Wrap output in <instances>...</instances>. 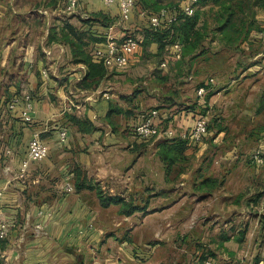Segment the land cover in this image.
<instances>
[{
	"label": "crops",
	"instance_id": "obj_1",
	"mask_svg": "<svg viewBox=\"0 0 264 264\" xmlns=\"http://www.w3.org/2000/svg\"><path fill=\"white\" fill-rule=\"evenodd\" d=\"M133 10L130 19L121 22L117 5H105L103 0H85L75 13L65 12L64 4L56 0H0V124L3 132L7 131L5 135L1 132L0 139H6L12 150V157L0 168V187L4 189L0 219L9 225L8 236L0 240V264H141L134 253L142 251L146 252L145 264H166L164 244L160 242L170 231L166 227L173 224L185 231L186 206L194 199L188 186L195 184L197 188L202 179L211 177L206 175L207 165L197 163L207 144L187 142L182 159L171 165L161 160L159 151L169 138L191 129L194 119L207 108L206 92L213 90L215 82L212 76L198 79L195 99L188 93L187 84L167 87L166 78L162 77L166 74L165 67L175 63L173 71L178 73L182 68L181 52L176 58L174 44L168 45L164 48L167 53L159 58L158 44L152 41L148 45L154 56L139 54L143 40L146 41L143 29L149 25L147 18L139 14L138 5ZM94 17H105L112 23L106 27L94 21ZM256 18L260 29L253 31L248 43L241 45L242 52L232 54L234 63L231 56H223L224 62L229 63L224 73H240L241 78L247 72L262 74L263 12L258 11ZM72 29L96 38L85 46V52L97 63L100 62L94 51L104 48L108 31L116 39L138 31L141 45L131 56L128 68L116 70L104 66L106 74L98 86L81 89L79 82L86 66L75 62L74 46L64 40L66 36L73 37ZM211 45L214 52L219 50L217 41ZM218 52L210 54L208 61L198 60L197 75L190 76L193 81L204 72L214 73L210 62L228 53ZM159 59L157 66L155 61ZM230 62L234 64L232 67ZM209 78L213 82L209 83ZM201 85H205L206 91L199 97L197 89ZM22 93H28L33 102L32 120L28 124L20 117L21 104L13 111L7 109L11 97ZM151 109L158 110L162 129L174 131L172 137L162 134L141 139L133 134L138 115ZM66 113L88 120L94 129L80 132L69 121L59 124L67 121L65 117L61 120ZM63 129L67 131V140L60 143L58 133ZM35 133L49 146L48 156L30 162L25 177L19 179L20 162ZM260 135L256 149H264V122ZM251 155L249 159L256 170L250 181L257 182L255 188L259 192L264 164H255ZM215 170L222 169H214L217 174ZM77 177L83 183L79 190ZM242 179L246 181L245 177ZM65 183L72 184L74 190L63 191ZM89 185L100 187L107 195H120L141 210L124 215L119 213L118 205L102 207L95 192L86 188ZM141 193L145 196L140 197ZM191 210L195 208H190L189 213ZM26 222L28 228H24ZM38 222L42 230L35 233L33 226ZM248 234L238 228L223 234L220 242L231 251L228 255L229 259L234 257L233 262L239 259V264H246L248 250L241 255L234 243L238 247L243 245L246 242L243 236ZM146 236L161 238L145 245Z\"/></svg>",
	"mask_w": 264,
	"mask_h": 264
},
{
	"label": "rangeland",
	"instance_id": "obj_2",
	"mask_svg": "<svg viewBox=\"0 0 264 264\" xmlns=\"http://www.w3.org/2000/svg\"><path fill=\"white\" fill-rule=\"evenodd\" d=\"M137 32L133 31L130 36L132 35L136 39L141 37ZM143 32H145V28ZM151 51L149 45L144 42L138 53L145 52V57L154 56ZM166 53L164 49L158 54L159 58ZM232 54L237 53L231 50L222 54L219 59L211 61L210 65L212 64L214 73L205 75L204 72L198 78L196 77L195 81L191 77L194 78L196 73L193 71H197L196 64L198 65L200 62L197 61L193 68L189 69L186 63L187 59L184 60L178 73L173 71L175 63L168 64L165 67L166 74L162 76L166 78L167 87L170 88L173 85L187 84L186 89L189 94L193 95L191 97L193 99L196 97L197 80L206 76L214 78L215 85L211 90L212 96L208 100L207 108L203 111V116L209 123V130L200 141L207 144V149L197 163L202 167L207 165L206 175L214 177L218 184L211 192L197 190L195 184L188 186L194 192L192 195L194 199L190 201L191 204L186 206L188 213L185 214L186 217L183 221L185 231L176 229L177 227L173 224L168 225L166 228L170 231L167 235L162 236L163 240H160L164 244L163 253L166 256V264H173V262L174 264H197L201 257L204 258L202 264L206 260L212 261L213 264L241 263L239 259L233 262L234 257L229 259V248L222 246L220 242L223 234L234 232L237 228L245 229L246 234L249 233L247 237L244 238L243 236L246 241L243 245L238 247L234 243L237 252L241 250V255H245V250H248V255L246 254L247 257H245V260L247 258L246 264H264V198L261 199L264 197V177L263 184L258 183V186L262 187L257 192L255 188L257 182L250 181L256 168L252 166L249 159L262 138L260 131L264 122V84H262L264 82V70L262 74L247 72L246 76L242 78L240 73L239 75L236 72L224 73L223 69L225 66L228 67L229 63L224 62L222 58L223 56H231L234 63ZM155 62L158 66L160 59ZM232 62H230V67L234 65ZM233 78L237 79L233 80ZM197 115L199 114L197 113ZM61 117L63 120L64 116ZM66 122L68 121H61L59 124L63 125ZM3 129L5 128L3 127ZM219 129H222L221 134L217 140L213 141L219 133ZM1 132L3 130L0 124V134ZM5 133L7 134V131L3 132L4 135ZM7 144L6 139H0V168L4 162H8L12 157V154L6 155L5 153ZM214 169L222 170H215L216 174ZM225 172L227 173L225 174ZM230 173H233L232 177L227 179L230 177ZM236 176L238 178L235 179ZM239 176L245 177L246 181L243 179L241 181ZM93 183L96 184V182ZM141 194L140 197L145 196V193ZM192 207L195 210H191L192 213H189ZM157 238L161 237L146 236L147 241H144L143 244L151 245L152 241L156 243ZM234 242L236 241L234 240ZM256 242L258 245L255 246L254 243ZM254 246L255 248H253ZM232 252L236 253L235 251ZM134 254L137 255L134 258L141 264L147 262L146 252H135Z\"/></svg>",
	"mask_w": 264,
	"mask_h": 264
},
{
	"label": "trees",
	"instance_id": "obj_3",
	"mask_svg": "<svg viewBox=\"0 0 264 264\" xmlns=\"http://www.w3.org/2000/svg\"><path fill=\"white\" fill-rule=\"evenodd\" d=\"M190 0H135L141 10L147 15L158 13L161 9H175L176 18L164 29H152L149 26L145 28V39L143 43L149 44L156 42L158 44L157 51L160 54L168 45L178 43L181 48L180 65L186 61L188 68L192 69L195 63L201 59L208 61L210 54L216 55L218 51L229 52L234 50L237 53L242 52L241 45L249 41V37L253 31L260 29L257 21L258 11L264 14V0H196L193 4L194 10L191 15L183 13L182 7ZM94 21L101 22L106 27L112 23L104 17L98 19L94 17ZM70 36L65 37V42L74 46V54L77 57L75 62L82 63L86 66V73L79 82L81 89H95L100 80L104 78L106 70L101 63L92 61L91 56L85 52V46L90 42H94L96 38L91 35L85 36L83 32L70 31ZM87 38V41L84 40ZM217 41L219 50H212L211 43ZM196 73L197 71H193ZM194 73H191L192 75ZM197 74V73H196ZM195 75V74H194ZM191 76V75H190ZM212 95L209 90L206 92L205 100ZM204 111V109H202ZM202 111V115H203ZM64 117L67 121L77 126L80 132H91L94 126L85 119L68 115ZM209 130V123L207 131ZM222 129H219V132ZM171 140V141H170ZM187 138L181 135L169 138L159 151V157L168 165L182 159V152L186 148ZM80 174L77 176L79 177ZM76 179V189H81L83 183H79ZM83 182V181H82ZM218 186L215 178L206 177L202 179L197 188L199 190L213 191ZM93 190L102 207L110 205H118L119 213L129 215L136 210H141L139 205H135L126 201L120 195L104 194L102 189L95 185L86 187ZM201 257L197 264H202Z\"/></svg>",
	"mask_w": 264,
	"mask_h": 264
},
{
	"label": "built area",
	"instance_id": "obj_4",
	"mask_svg": "<svg viewBox=\"0 0 264 264\" xmlns=\"http://www.w3.org/2000/svg\"><path fill=\"white\" fill-rule=\"evenodd\" d=\"M64 4V11L67 13L77 12L85 0H56ZM196 0H190L182 7L183 13L191 15L194 10L193 4ZM105 5H117L119 10V20L128 21L132 14V10L135 7V0H103ZM142 17L147 18V22L150 28L157 29L165 25H169L175 20L176 10L163 8L158 13L147 15L143 10L139 12ZM105 44L103 49H96L94 51V57L106 68L109 69H124L129 65L131 56L138 49L141 41L130 35L124 36L120 39H116L108 31L105 34ZM176 58H179L181 48L178 43L173 45ZM164 65V64H162ZM208 82H213L212 78L208 79ZM206 91L205 85H201L197 89V94L202 97ZM21 104L20 117L26 124L32 120L33 102L31 96L28 93L15 94L7 103V109L13 111L14 108ZM208 121L205 116L199 115L194 119L193 126L188 132L182 133L183 138H187L191 142H200L201 139L207 134ZM133 134L141 139H149L152 137H158L164 134L166 137H172L174 131L172 129L161 128V118L157 109H151L147 112L141 113L135 124L132 127ZM67 140V131L65 129L60 130L58 133V141L65 143ZM49 146L41 140L37 133L33 134L27 144L25 158L20 162L19 170L17 172V178L23 179L27 173V168L30 162L42 161L48 156ZM6 155L12 154L11 148L8 146L5 150ZM252 160L257 165L264 164V149L257 148L253 151ZM9 167H5L7 171ZM63 191L71 192L74 187L70 183H65L62 187ZM4 189L0 187V212H1V199L3 197ZM40 215L42 211L38 212ZM29 220V218H28ZM24 228H28V223L24 225ZM35 233H40L42 230L41 223H35L33 226ZM9 233V225L6 221L0 219V240H4ZM204 264H213L212 261L206 260ZM261 264V263H257Z\"/></svg>",
	"mask_w": 264,
	"mask_h": 264
}]
</instances>
